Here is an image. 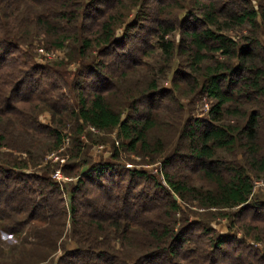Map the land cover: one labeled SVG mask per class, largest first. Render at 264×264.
Returning a JSON list of instances; mask_svg holds the SVG:
<instances>
[{"label": "trees", "instance_id": "trees-1", "mask_svg": "<svg viewBox=\"0 0 264 264\" xmlns=\"http://www.w3.org/2000/svg\"><path fill=\"white\" fill-rule=\"evenodd\" d=\"M118 1L111 7V0H0V232L14 240L0 244V264H52L59 252L57 264H264V251L202 221L210 215L255 221L264 212L254 184L264 175V0L257 8L251 0H197L176 20V0H157L164 6L151 31L144 25L150 0H138L136 19L113 40L124 22L114 13ZM146 31L161 60L186 64L173 89L153 81L143 91L116 90L109 63L89 68L95 81L79 75L73 105L61 77L36 65V44L64 50L71 43L82 58L99 46L120 60ZM177 31L179 40L171 39ZM199 90L213 102L209 117L183 122L176 93ZM166 105L177 109L172 142L151 137ZM43 108L49 126L40 120ZM68 120L76 125L71 159L61 171L77 179L69 204L53 180L60 167L45 161L64 147ZM89 128L117 130L125 151L166 157L165 185L147 171L93 165L81 138ZM119 155L116 150L113 159Z\"/></svg>", "mask_w": 264, "mask_h": 264}, {"label": "rangeland", "instance_id": "rangeland-1", "mask_svg": "<svg viewBox=\"0 0 264 264\" xmlns=\"http://www.w3.org/2000/svg\"><path fill=\"white\" fill-rule=\"evenodd\" d=\"M94 0H89V2ZM116 0H111V7L116 6ZM166 1L167 0H163ZM197 0H176V14L175 20L180 18L181 16L185 17L189 11L193 10L195 7V3ZM252 4L255 8L258 7V2L261 0H251ZM151 3L148 9V15L150 16V21L144 25L147 26V30H153L157 27V20L159 19L160 9L164 6L159 5L157 0H150L147 2ZM169 2L168 4H170ZM127 5V6H126ZM127 7L124 12L121 11V8ZM141 5H138V0H119L118 7L115 10V15L121 14V20L123 22V26H120L116 30L115 38L119 39L122 37L124 31H126L127 24H131L134 19H136L137 11L140 10ZM104 11L109 13V9H104ZM144 17V16H141ZM247 31H238L231 32L230 35L242 36L246 34ZM136 32H133V35ZM137 37L133 38L127 44L125 54L126 56L122 57L120 60L115 59V55L113 56H104V49L96 46L92 51H90L86 58H82L78 52H76L77 46L69 43L65 46L64 50L54 49L52 47H44L41 44H36L34 56L36 65L41 67H45L47 69H51L55 73H57L61 77L62 86L65 88L66 92L71 96H74L72 104H76L75 96H77L76 92V83L81 82L79 75L86 76L89 82L95 81L96 76H89V68H95L100 65L114 63V66L111 70L115 74V78L112 83L113 87H116V90H128L132 89L133 91H143L151 86L153 81H156L161 89H173V77L176 71L180 68L182 70L186 69V64L182 62L179 58L173 60L172 63L168 64L164 60L160 59V52L156 50L154 43L155 40L150 41L149 31H146L143 34H136ZM179 31L175 32L170 36L173 40H179ZM264 43V39L262 40ZM149 45V46H148ZM141 53V55L139 54ZM128 55L132 56L137 63H133L127 57ZM122 60V61H121ZM188 72V70H187ZM190 72V70H189ZM92 75V74H91ZM109 77H105L106 79H110V74H107ZM189 89V88H188ZM176 96L180 98L182 104L185 108V115L183 118V122L185 118H194V119H207L209 117V112L211 111L213 102L210 100L204 93H201L200 90L191 94L185 95L182 92L176 93ZM161 100L156 99V103H160ZM131 104L130 100L124 101V113H128L129 107ZM167 106V105H166ZM123 109V108H122ZM177 110L176 107L169 108L167 106L164 110L158 111L157 115L158 120V129L154 130L151 134L152 139H163L165 141H174V115L172 111ZM156 113V114H157ZM40 120L44 125H50L51 123V114L50 112L43 108L40 112ZM67 122V123H66ZM65 123V129L63 132L65 133V137L69 136V143L65 144L64 150L60 152L53 151L46 156L45 161H50L49 157L54 156V158H58L59 161L52 162L54 165L64 167L69 163L71 159L70 151L72 149V130L74 129L76 123L74 121L68 120ZM230 123H237L236 120H231ZM183 123L181 124L182 127ZM118 131L112 130L110 132H96L91 128L85 129V133L82 135V141L84 145L87 146V160L94 163H112L115 164L116 167L130 169V170H142L147 171L150 174L157 177L162 183L164 182L163 175V162L164 157L160 156H151V155H141V154H133L131 152L125 151L121 147V140L118 137ZM118 150L120 153V158L118 161L113 159V153ZM175 152L174 146H172L171 152L167 153V157L173 155ZM228 162H231L232 159L229 156H225ZM46 165V164H44ZM86 170V167H84ZM83 169V170H84ZM62 170V169H61ZM64 176V174H63ZM76 178L73 176L65 177L61 181L62 187L65 193L66 201L69 204L70 199V191L73 188V185L76 182ZM255 199L260 201V203L264 202V175L259 179H255ZM191 212L205 215L203 210H199L197 208L191 207ZM203 213V214H202ZM234 213V212H233ZM259 217L254 219H250L249 216L244 222H238L235 218L231 217V219H226L223 216H215L210 215L207 219H202L204 223L208 222L209 226L215 229L219 234L222 235H232L237 237L238 239H244L248 244L253 245L256 249L260 251H264V212L256 213ZM200 218H196V215H191V220H197ZM252 237H249L250 234ZM258 238L262 239L263 242H258ZM14 240L10 238L9 235L0 232V244L5 246H9L13 243ZM75 248V244L71 243L67 245L68 250H73ZM62 256V253L59 252L56 257L52 260V264H57L59 258Z\"/></svg>", "mask_w": 264, "mask_h": 264}, {"label": "built area", "instance_id": "built-area-1", "mask_svg": "<svg viewBox=\"0 0 264 264\" xmlns=\"http://www.w3.org/2000/svg\"><path fill=\"white\" fill-rule=\"evenodd\" d=\"M92 130L95 131L94 129H92ZM68 143H69V138H67L66 141H65V144H68ZM65 144H64V147H65ZM64 147H63L60 151L64 150ZM60 151H59V152H60ZM49 160L52 161V162H57V163H58L59 161H61V160H58L57 157L54 158L53 155L49 157ZM63 179H64V176L62 175V171H61V169H57V170L55 171L54 175H53V180H54L55 182L59 183V184H62L61 181H62Z\"/></svg>", "mask_w": 264, "mask_h": 264}]
</instances>
